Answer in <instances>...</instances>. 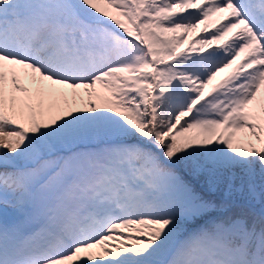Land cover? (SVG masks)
I'll use <instances>...</instances> for the list:
<instances>
[{
  "label": "snow or ice",
  "instance_id": "6c2138e0",
  "mask_svg": "<svg viewBox=\"0 0 264 264\" xmlns=\"http://www.w3.org/2000/svg\"><path fill=\"white\" fill-rule=\"evenodd\" d=\"M0 264H264V0H0Z\"/></svg>",
  "mask_w": 264,
  "mask_h": 264
},
{
  "label": "rangeland",
  "instance_id": "374dc122",
  "mask_svg": "<svg viewBox=\"0 0 264 264\" xmlns=\"http://www.w3.org/2000/svg\"><path fill=\"white\" fill-rule=\"evenodd\" d=\"M193 35H195V34H193Z\"/></svg>",
  "mask_w": 264,
  "mask_h": 264
}]
</instances>
